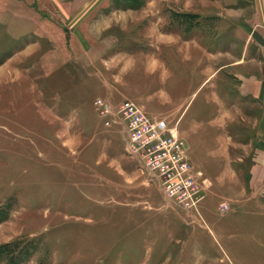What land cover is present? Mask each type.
Returning a JSON list of instances; mask_svg holds the SVG:
<instances>
[{"label": "rangeland", "instance_id": "rangeland-1", "mask_svg": "<svg viewBox=\"0 0 264 264\" xmlns=\"http://www.w3.org/2000/svg\"><path fill=\"white\" fill-rule=\"evenodd\" d=\"M198 8L0 0V264H264V238L223 240L238 188L226 196L192 162L209 186L197 206L176 205L96 107L131 99L176 124L165 74L189 55L180 46L219 30Z\"/></svg>", "mask_w": 264, "mask_h": 264}, {"label": "crops", "instance_id": "crops-1", "mask_svg": "<svg viewBox=\"0 0 264 264\" xmlns=\"http://www.w3.org/2000/svg\"><path fill=\"white\" fill-rule=\"evenodd\" d=\"M191 1L199 6L194 13L216 21L219 30L180 46L189 55L165 74L163 99L174 107L171 117L194 165L221 181L226 196L238 188V225L225 228L238 235L228 238L226 231L223 240H263L264 0ZM223 26L230 28L229 39ZM180 47L175 44L176 51Z\"/></svg>", "mask_w": 264, "mask_h": 264}, {"label": "built area", "instance_id": "built-area-1", "mask_svg": "<svg viewBox=\"0 0 264 264\" xmlns=\"http://www.w3.org/2000/svg\"><path fill=\"white\" fill-rule=\"evenodd\" d=\"M96 107L101 114L118 119L128 151L160 181L167 198L184 208L197 206L209 182L194 167L188 142L176 124L151 115L131 99L112 104L100 97Z\"/></svg>", "mask_w": 264, "mask_h": 264}]
</instances>
